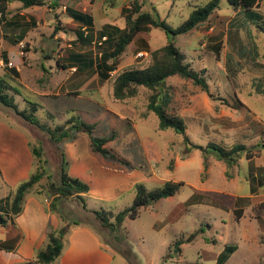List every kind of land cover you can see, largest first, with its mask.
<instances>
[{
  "label": "rangeland",
  "instance_id": "374dc122",
  "mask_svg": "<svg viewBox=\"0 0 264 264\" xmlns=\"http://www.w3.org/2000/svg\"><path fill=\"white\" fill-rule=\"evenodd\" d=\"M38 1L41 3L34 13L36 17L52 15L44 11L43 5L47 3L49 6L55 4L52 10L60 8L64 16L68 8L79 11L85 8L88 12L92 9L95 27L91 40L86 42L78 41L74 34L66 31V25L60 20L61 23H56L60 28L55 31L63 32L62 37L18 38L19 30L24 34L34 26L24 25L19 18L14 20L17 25L6 24L0 10V55L13 63L11 67L0 68V76L11 86L7 93H16L13 95L17 107L28 111V102L36 103L37 119L50 127L61 125L72 116L93 124L95 136L108 138L104 147L127 164L93 152L85 133L88 150L112 168L137 169L145 176L138 183L149 190L166 180L182 183L176 194L141 208L136 218L126 217L116 233L97 215L87 213L92 211L87 206L82 209L74 200L76 198H67L64 203L68 218L92 223L100 238L114 250L115 262L119 260L123 264L129 263L119 247L133 253V264H218L216 256L227 246L232 247V251H225L230 255L224 260L225 264H264V148L255 146L264 142V32L255 24H248L245 30L237 33L236 11L227 0H219V8L186 33L168 37L164 31L153 27L139 32L137 38L141 42L131 41L117 59V70L110 72L112 75L133 63L145 65L150 50L169 40L175 43L184 53L185 61L202 73L212 94L210 96L188 79L177 76L166 79L167 110L184 121L189 141L202 146L209 142L227 147L235 143L255 146L251 158L242 156L230 169L211 155L204 167L201 151L186 145L183 135L172 129H159L153 112L144 117L140 115L145 111L147 89L139 87L134 98L120 101L112 95L110 80H103L100 85L99 77L98 81L96 75L93 77V65H84L79 81L67 80L70 71H81L77 67L78 60L70 66L74 67L70 71L57 67L59 55L62 61H70L68 56L78 54L95 63L100 54L110 51L113 42L105 41L97 30L109 22L124 27L121 7L129 0ZM145 1L175 29L192 10L209 0ZM19 5L21 1L14 0L11 7L15 9ZM259 10L264 13V0H260ZM114 35L118 38V34ZM143 44L149 47L147 52L136 54L134 49ZM17 67L21 69L20 76ZM16 77L20 80H15ZM213 97L224 98L227 105ZM10 111L0 104V112H5L0 118L17 125L13 121L16 118L6 114ZM46 111L53 116L45 114ZM20 119L30 133V146L41 149L39 163L44 175L34 189L45 194L44 187L49 181H59L64 148L50 142L47 134L37 126ZM35 161L37 163L36 157ZM2 190L0 185V195ZM132 190L135 191V187ZM132 196L133 193L129 196L126 193L109 201L89 200L87 204L99 206L96 211H100L104 220L113 222L115 210L128 207ZM178 239L183 240L179 244L180 251L169 250V245ZM213 254L214 257H210Z\"/></svg>",
  "mask_w": 264,
  "mask_h": 264
},
{
  "label": "trees",
  "instance_id": "16d2710c",
  "mask_svg": "<svg viewBox=\"0 0 264 264\" xmlns=\"http://www.w3.org/2000/svg\"><path fill=\"white\" fill-rule=\"evenodd\" d=\"M228 4L236 11V28L237 33L246 29L248 24H255L262 32H264V13L259 10L260 0H227ZM38 0H29L25 5H40ZM219 0H209L206 4L199 6L192 10L188 17L175 29L171 28L163 19L160 18L156 8L153 5H146L145 0H129L126 6L121 7L122 17L125 26L120 29L111 24H104L99 30L98 35L105 37V40L112 38L114 34H118V38L113 40V47L110 51L102 53L100 61L96 64V71L100 81L109 79L112 83V95L115 99L123 101L127 98L135 97L138 93L139 87L147 89L146 96V111L153 112L158 120L159 129H172L175 133L183 135V140L186 145L191 148L199 149L203 157V165L205 167L206 159L209 155L215 157L217 160L224 162L228 169L237 165L242 156L251 158L253 156V148L255 146L264 148V142L257 143L255 146H246L243 143H235L230 147L223 146L215 142H209L206 146L191 143L185 134V123L181 117L175 113H169L167 110V102L169 95L165 89V82L168 77L177 76L182 79L191 80L192 83L198 86L201 90L209 92L208 84L200 71L193 69L189 63L185 61L184 53L175 45L172 40L162 45L159 48L150 50L147 54L148 61L145 65L133 63L119 69L114 74L109 72L115 69V63L118 57L125 51L126 46L134 40L136 35L148 29L149 27L158 28L165 32L169 37L180 33H186L195 28L198 24L207 20L209 15L219 8ZM51 9L56 5L49 6ZM67 14L75 21L85 25V31H78V41H90L92 37V16L90 13L78 11L73 8H68ZM70 27V26H69ZM59 29L56 24L55 29ZM84 36V37H83ZM83 37V38H82ZM239 39V38H238ZM141 41V40H140ZM143 48L147 49V44H143ZM110 60V62H108ZM7 89H11L8 81L0 76V104L11 108L16 115L23 120L37 126L44 131L50 142L54 145H59L63 141L75 138L76 133L84 132L88 135L90 146L93 152L101 154L103 157L113 160H119L127 164L125 160L118 159L110 151L104 147L108 138H101L94 135V125L87 123L80 119L79 116H72L68 118L63 124L50 127L46 124H41L37 119L35 112L38 105L34 102H28L27 109L19 110L14 102L13 97L7 93ZM214 100L222 101L221 104H226L224 98L213 97ZM45 114L53 116L50 112ZM143 117L144 113L141 114ZM129 125L133 126L131 120H128ZM115 133L112 134L114 136ZM111 136V137H112ZM31 151L35 161V171L31 172L26 180L21 181L16 188L5 197V208L13 215L21 211V205L24 195L35 187V184L44 175L42 164L39 163L41 157V149L39 146L33 145ZM68 162L61 152V161L59 164V181H49L44 187V192L50 198L48 207L50 210L59 214V216L66 220L59 203L62 199L76 198L83 208H86L85 195L89 191L87 182L80 180L77 177L69 175L67 171ZM181 182L166 180L161 183L159 187L154 189H147L142 183H136L135 195L132 203L116 212L113 215V222L104 220L100 211H94L100 219H102L109 228L116 233L126 217L136 218L139 215L141 208H145L154 204L161 198L172 196L176 194L181 186ZM38 190L37 192H39ZM40 193V192H39ZM101 216V217H100ZM77 223L76 220L72 221ZM5 223V219L0 215V226ZM68 223L60 228H50L46 232L47 244L36 251L35 257L32 260L17 262L13 264H51L60 255L63 246V237L67 232ZM189 239V238H188ZM182 239L176 240L168 247L174 252H179V244ZM0 247L3 244L0 243ZM231 252L232 247H225L224 251L217 257V263L221 264L227 258L225 253ZM119 252L128 260L129 264H133L134 256L130 250H123L119 247Z\"/></svg>",
  "mask_w": 264,
  "mask_h": 264
},
{
  "label": "crops",
  "instance_id": "0c3cea01",
  "mask_svg": "<svg viewBox=\"0 0 264 264\" xmlns=\"http://www.w3.org/2000/svg\"><path fill=\"white\" fill-rule=\"evenodd\" d=\"M12 1L14 0H0V10L6 19L4 22L6 24L17 25L18 22H15L14 20L15 18H19L22 19L24 25L32 24L34 26L24 32V34L19 30L18 38L62 37L63 32L57 31L56 33L54 30L57 22H63L66 25V31H70L74 34L75 38H78V31H83L85 28V25L73 20L67 13L64 16L60 8L52 10L48 7V3L45 4L46 6L43 5L45 8L44 11H49L52 15L48 13V15L46 14L45 16L42 15L41 17H36L34 16V13L39 6H27L25 5V2L29 0H18L21 1V5L12 9ZM50 1L51 0L48 2L50 3ZM80 11L86 10L83 8L80 9ZM91 12L88 13L92 16L91 27L93 30V27H95V14ZM32 16H34L35 19H32ZM108 24L111 23L109 22ZM119 28L123 29L124 27L121 26ZM62 29L64 30V28ZM97 32H99V30H97ZM114 36L115 35L105 41L108 43L113 42V40L116 39ZM137 37L138 34L133 42H141L140 38ZM81 41L86 42L85 40ZM143 46L140 45L134 49L136 54L147 52ZM60 56L61 55H59V61L57 62L58 68L68 69L70 71V69H74V67L70 66L78 60L77 67L79 70H81L84 65H88V67L91 65L94 66L95 74L92 75L93 77L96 75V80L98 81L96 64L99 62L100 58L98 61L95 60V63H92L91 58L85 60L82 55L78 54L68 56L67 59L70 61H62ZM136 57L137 56L135 55V58ZM117 65L118 60L115 63V69L112 71L117 70ZM16 70L20 76L21 69L17 67ZM83 71L84 70H81L79 73L70 71L71 74L67 80L71 78L77 79V81L81 80V73ZM17 79L19 78L16 77L15 80ZM108 80L109 79H106L104 81ZM102 83L104 82L101 81L99 84L101 85ZM13 94L11 96L16 100V97ZM145 105L146 103L144 106ZM142 113H144L145 116L149 113L146 111V106L145 111ZM6 114L15 117L16 119L13 121H16L15 124L17 125H12L10 122H6L4 119L0 118V176L2 178L0 185L1 189H3V192L0 195V214L2 216L5 214V216H3L5 223L0 226V243L3 244V247H0V264H13L34 259L36 251L47 244L46 232L50 228H60L66 223H68V228L63 237L61 253L51 264H123L119 262V260L115 262L114 250L105 243L102 238H100L97 229L92 223L86 220H81L80 218H68L69 212H67L64 206L67 199H62L59 203L66 220H63L58 213L50 210L48 207L50 198L43 193L37 192L34 188L24 195L21 211L18 214L13 215L7 211L5 208V197L8 196L21 181L26 180L31 172L35 171L36 165L35 157L31 151L30 133H28L27 126H25L24 122H22L20 117L16 115L13 110L6 112ZM0 115H5V112H0ZM84 134V132H78L76 133L75 138L63 141L60 146H63L64 157L68 160L66 161L68 162L67 169L69 175L88 183L89 191L85 195V204L88 209L92 210L87 213L95 216L94 211L98 210L97 208H99V206H89L87 204L89 203V200H97L101 202L109 201L117 197H123L126 193H128V196L133 193L132 198H134L135 191L132 189L134 185L138 183V181L144 179L145 176L142 173H139L137 169H132V171L118 170L105 165L102 160L88 150V138ZM151 145L152 143L149 142L148 146ZM74 200L83 209L78 200ZM90 203L97 204V202L93 203V201ZM118 211L119 210L117 209L115 210V212ZM73 220H76L77 223H73ZM210 257H214V254ZM229 257L230 255L227 256L226 261ZM226 261L222 264H225Z\"/></svg>",
  "mask_w": 264,
  "mask_h": 264
},
{
  "label": "built area",
  "instance_id": "2783aa9c",
  "mask_svg": "<svg viewBox=\"0 0 264 264\" xmlns=\"http://www.w3.org/2000/svg\"><path fill=\"white\" fill-rule=\"evenodd\" d=\"M105 39V37H104ZM101 42H99L100 44ZM13 66L12 61H5L4 58L2 57V55H0V68H4V67H11Z\"/></svg>",
  "mask_w": 264,
  "mask_h": 264
}]
</instances>
